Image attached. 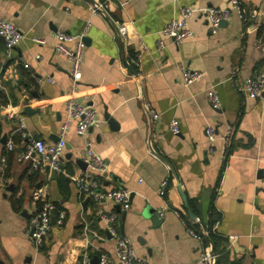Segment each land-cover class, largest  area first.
I'll use <instances>...</instances> for the list:
<instances>
[{"label": "crops", "instance_id": "crops-1", "mask_svg": "<svg viewBox=\"0 0 264 264\" xmlns=\"http://www.w3.org/2000/svg\"><path fill=\"white\" fill-rule=\"evenodd\" d=\"M240 1L245 19L234 15L213 34L207 9L225 7L228 0H110L106 11L97 14L94 0H0V17L25 35L11 50L0 39V168L7 163L0 180V264H80L85 253L91 264H98L102 253L111 264H120L101 211L117 213L119 234L130 238L149 264H198L203 245L187 232L180 212L197 230H208L210 236L211 228L223 239L216 247L217 264H264V98L240 89L248 77L264 72V49L258 46L264 37V0ZM181 6L194 9V36L179 45L165 39L167 46L158 50V32L179 17ZM116 22L128 23L126 47L115 34ZM86 27L79 92L81 100L94 106L101 124L86 136L73 126L63 173L35 169L19 159V139L15 150L7 143L22 136V122L33 138L59 140L73 81L70 61L54 50L55 35H80ZM138 37L146 46L141 64L124 67L125 52L133 54L140 47ZM182 67L204 75L186 86ZM212 85L221 109L208 101ZM148 105L160 114L156 122ZM174 119L180 123L179 134L171 130ZM209 125L217 132L214 141L206 135ZM228 126L234 131L226 157L229 149L220 136ZM87 139L108 164L103 186L131 191L129 210L112 201L96 203L74 184L72 176L87 168ZM39 189L66 218L59 225L53 215L52 229L37 249L27 230L43 203L35 196ZM181 191L188 204L192 200L195 218ZM212 207L221 218L211 225Z\"/></svg>", "mask_w": 264, "mask_h": 264}, {"label": "built area", "instance_id": "built-area-1", "mask_svg": "<svg viewBox=\"0 0 264 264\" xmlns=\"http://www.w3.org/2000/svg\"><path fill=\"white\" fill-rule=\"evenodd\" d=\"M95 6L93 13L105 12L110 0H94ZM176 1V0H175ZM234 15H238L241 19H245V11L240 0H228L225 7L213 6L207 9V18L211 33L215 34L222 26V21H229ZM194 16V9L188 6H181L179 17L173 18L159 32L157 40V49L162 50L167 46L165 39L179 45L184 39L194 36V31L190 27V19ZM88 27L80 35H73L66 32H57L55 35L54 50L66 57L70 61V75L73 81L72 90L66 100L67 119L63 122L59 129V140L56 142L47 141L45 139L33 138L25 130L23 122L20 123L22 137L25 140L22 145V152L19 154L20 160H28L35 169H48L55 173H63L62 157L67 147L68 133L73 128L78 135L86 136L94 127L101 124L96 109L92 104L81 100L80 98V81L82 79V69L84 64V54L87 47L85 40ZM116 36L124 43L125 47L129 42V28L127 22H116ZM24 33L13 23V21L0 17V39L4 42L6 48L11 50L22 43ZM38 43L45 41L40 38H34ZM139 49L133 54L125 52L126 58L124 67L133 65L139 67L141 57L146 46L140 37H138ZM258 46L264 49V37L259 39ZM37 59L41 56L37 55ZM183 82L186 86L200 79L204 72L191 70L188 67H182ZM47 81H53L52 77H48ZM242 91L253 98H262L264 90V72L255 73L248 77L240 87ZM207 98L214 109H221L222 100L217 92L215 85L210 86L207 91ZM4 105L0 101V110ZM147 111L152 117L153 122L159 119L160 114L157 113L149 105L146 106ZM171 130L175 134L180 133V123L177 119L172 120ZM234 128L228 126L226 131L220 138L223 141V147L228 150ZM206 135L210 141L217 139V132L213 126L206 127ZM9 150H15L16 145L13 141L7 143ZM213 151V148L211 149ZM86 170L77 175L72 176V180L77 189L86 197H90L96 203L112 201L123 210L131 208L132 194L126 188L106 189L102 183V177L108 170V164L100 153L93 147L90 140L86 142ZM7 163L3 161L0 168V180H3ZM165 181L160 189V193L165 194ZM35 196L43 200L42 206L31 216L27 233L37 249H40L53 226V215L57 214V223L63 225L66 214L59 211L55 202L46 198L43 189H39ZM179 213V212H178ZM181 219L187 226V232L196 238L203 245V250L198 264H217L219 254L214 250L211 242L206 239L209 236L208 230H197L193 227L194 221L184 217L180 212ZM100 218L106 222V228L110 235L115 238V254L120 264H149L148 260L137 255V251L133 246L130 238L120 235L116 226L117 213L100 212ZM80 264H91V257L85 253ZM98 264H111L110 256L102 253L98 257Z\"/></svg>", "mask_w": 264, "mask_h": 264}, {"label": "trees", "instance_id": "trees-1", "mask_svg": "<svg viewBox=\"0 0 264 264\" xmlns=\"http://www.w3.org/2000/svg\"><path fill=\"white\" fill-rule=\"evenodd\" d=\"M3 103L5 104L6 101H3ZM18 139H19V142H21V144L23 145L24 142H25V140L23 139L22 136H20V138H19L18 136H15L13 142L15 143L16 141H18ZM15 144H16V143H15ZM228 149H229V148H228ZM230 152H231V149H229V150L227 151V155H226V157H227L228 155H230ZM223 170H224V167H223V169L221 170L220 177H221V175H222V173H223ZM56 205H57V203H56ZM57 206H58V205H57ZM188 209H189V211L194 212L193 207H192V200L189 201ZM220 218H221L220 213H218V211H217L214 207H212V208H211V225L214 224L215 222H217ZM193 227H194L195 229H197L194 225H193ZM209 230H210V236H209V237H210V239L213 240V243H214V250L217 251V250H216V247L218 246V244H220V242L223 241V239L220 238V237H218L216 234H214V233L212 232V229H211V228H209ZM220 260H221V259L218 258L217 263H219Z\"/></svg>", "mask_w": 264, "mask_h": 264}, {"label": "water", "instance_id": "water-1", "mask_svg": "<svg viewBox=\"0 0 264 264\" xmlns=\"http://www.w3.org/2000/svg\"><path fill=\"white\" fill-rule=\"evenodd\" d=\"M226 23H227V21L224 20V21H222L221 25L223 26V25H225ZM262 97L264 98V90H263V92H262ZM106 117L112 121L110 115L107 114ZM81 163H82L81 160L78 161V164H79V165H82ZM53 174H55V172H53ZM181 196H182V199H183V202H184L185 206L188 207L187 196L185 195V193H184L183 191H181ZM149 212H151V211H149ZM154 216H155V219L158 220L157 218H158L159 216H161V211H160V210H159V211H156V213H155ZM190 216H191V218H195L194 213H192L191 211H190Z\"/></svg>", "mask_w": 264, "mask_h": 264}]
</instances>
